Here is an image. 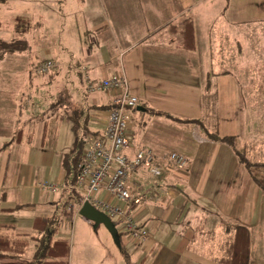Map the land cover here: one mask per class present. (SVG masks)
<instances>
[{"label": "crops", "instance_id": "0c3cea01", "mask_svg": "<svg viewBox=\"0 0 264 264\" xmlns=\"http://www.w3.org/2000/svg\"><path fill=\"white\" fill-rule=\"evenodd\" d=\"M70 4L68 24L77 36L61 48L59 69L50 74L51 82L56 88L70 90L65 95L76 108L83 112L94 108L90 109L89 127L99 136L110 108H97L112 107L114 94L87 93L81 70L85 68V75L94 83L123 72L128 93L138 100L134 110L126 111L130 147L125 154L131 157L136 149H150L158 157L161 170L158 178L138 170L129 179V212L149 237L140 243L131 242L120 232L119 220L114 219L117 244L107 233L117 249L116 263L218 264L215 258L227 230L242 226L250 234L248 264H264V194L252 183L230 146L207 140L197 125L147 110L200 120L208 129H213L215 121L222 136L235 137L238 147L248 148L253 161L264 162V88L258 71L263 67H254L258 72L254 75L245 71V66L252 70L264 60V0H75ZM30 6L24 7L27 10ZM188 22L193 28V49L184 48L180 34ZM3 67L0 129L7 111L15 116L24 110L26 120L32 117L26 127L32 132L34 128L35 135L40 127L36 143L32 132H26L28 128L22 129L21 137L17 132L9 139L27 149L36 145L37 157L42 156L52 139L47 136L45 146H41L42 128L47 129L51 122L38 119L37 105L33 111L19 107L10 91L19 82L30 87V74L17 64ZM65 119L68 121L67 116ZM171 151L187 157L185 169L170 168L162 161ZM5 155L3 151L0 157ZM7 163L1 160L0 223L13 224L16 232L28 233L35 217H55L59 212L74 225H93L78 214L74 218L63 215L68 190L61 165L46 180L62 185L64 190L50 194L40 190L39 184L44 182L32 178L33 171L25 177L21 172L6 176ZM102 196L103 192L99 194ZM135 199L138 202L134 203ZM153 223L160 225L157 230L152 229ZM164 224L167 226L161 231ZM100 227L93 225L94 230Z\"/></svg>", "mask_w": 264, "mask_h": 264}, {"label": "rangeland", "instance_id": "374dc122", "mask_svg": "<svg viewBox=\"0 0 264 264\" xmlns=\"http://www.w3.org/2000/svg\"><path fill=\"white\" fill-rule=\"evenodd\" d=\"M73 1L75 0H5L4 2L0 0V39L9 41L19 36L22 45L25 47V51L19 55H12L13 57L5 55V58H1L0 68H4L3 66L5 64H17L19 68L25 67V72L30 74L31 86L29 87V84H27V86L24 87L22 83L19 82V86H13L10 88V91L12 95L17 97L20 103L19 107L31 108L33 111V107L36 105L38 106V119L41 120L44 118V120L51 122V126L47 128V135H50L52 138L49 147L43 149L44 153L42 156L38 155L37 157L38 148L36 145L34 146L31 144L32 149H27L24 148L23 145L16 144V142L13 141L15 140L14 138L12 140L9 139L12 135L15 136L17 134L18 129L27 130L26 128L28 127L26 126L31 122L32 117L30 116L29 119L26 120L28 117H24V110L22 114L15 116L13 113H10L11 111H7L5 113L7 119L4 120L3 127L0 129V156L3 151L6 154L2 158L0 157V179L3 169V164L1 165L2 160V163L4 161L7 163L8 161L6 176H18L19 172H21V175L25 177L33 171L31 172L32 178L37 177V181L41 179L42 182H49V180H46V177L49 175L53 177L55 175L59 169L60 159L63 153L67 152L71 147L73 140V135L70 131L71 123L65 119L61 106L57 105L55 108L50 106V103L56 101L58 95V101L60 97L65 98V100L69 99L65 94L69 93L70 90L67 88L64 89V86L56 88L55 84L51 82L52 79L50 74L59 69L57 67V62L60 60L59 52L62 50L61 48H65L67 45L73 43L77 36L76 33L70 30V24H68L70 6H72L70 3ZM29 4H31V6L26 10L24 6H28ZM22 11H24L25 14ZM65 12L66 15H64ZM18 15L25 18L28 17L30 20L29 25L25 27L28 28L25 35L20 34L15 27L14 17ZM64 17L67 19V23L66 20L62 21ZM21 28L23 27L20 26L19 29ZM45 61L54 62V64H56V67H54L55 69L47 74L35 75L32 70H35L37 64ZM254 67H263L258 71L260 74L262 73L261 86L264 88V60L258 66H252V70L245 66V71H252V75H254L258 73ZM17 88L21 93H17V90H15ZM49 94L51 95L49 96ZM28 100H30V103H27ZM31 109L29 111H31ZM54 119H56V121L53 123ZM38 128L40 129L39 125ZM39 129L36 130V135L33 134L35 132L34 128L33 132L31 127L26 131L27 133L30 131L32 132L35 143ZM86 139L87 143L85 147H87L88 143L92 140V137L87 136ZM29 150L32 151L30 152ZM34 152H36V154ZM219 167L221 166L219 165ZM6 187L7 185L5 184V188ZM66 188L69 196L74 190L70 188V185L66 186ZM61 193L62 191L59 194ZM75 200L74 198L68 199V202H75ZM74 206L75 205H73V209L69 213L71 215H68L69 218L71 216L72 218L77 216L75 211L79 206H75V209ZM59 209L62 211L61 206H59ZM55 219H60L57 237L66 239L69 244L68 264H117L115 260L117 249L114 248V243H112V245L110 244L108 239L109 235L103 226L94 230L93 225L90 227L86 225L81 227L78 222L74 225V222L70 220L65 221L63 216H59V212L55 216ZM114 221L115 220L112 219V222ZM158 225L159 224L153 223L152 229L157 230L156 227ZM166 226V224L161 225V231L163 228H166ZM32 252L33 248H30L28 254L31 255Z\"/></svg>", "mask_w": 264, "mask_h": 264}, {"label": "trees", "instance_id": "16d2710c", "mask_svg": "<svg viewBox=\"0 0 264 264\" xmlns=\"http://www.w3.org/2000/svg\"><path fill=\"white\" fill-rule=\"evenodd\" d=\"M29 23L30 21L25 17L18 16L15 18V27L20 34H26L28 28L25 27ZM20 26L23 28L19 29ZM172 29L174 30L173 26ZM180 34L184 48L193 49V28L191 23H186ZM24 51L25 47L22 45L19 36L9 41L0 39V59L5 55ZM57 105L61 106L64 116H67L68 121L71 123L70 131L73 135L71 147L67 152L63 153L60 162L64 173V185L69 186L74 183L78 173L82 152L87 143L86 137L91 136L92 139L98 137L89 127L90 109L93 110L94 108H86L83 112L80 108H76L70 103V98L65 100L62 97H60L59 101L57 97L56 101L51 104L52 108ZM109 108L111 107L105 106L97 109L104 111ZM147 110L149 114L153 113L183 124L197 125L207 140L222 142L230 146L238 163L244 167L252 183L264 194V162L253 161L249 157L248 148L238 147L235 137L222 136L219 129H217V122H212L213 129H208V127L205 128L200 120L178 119L164 112ZM17 132L18 138L23 135L22 129H18ZM41 133V146L43 147L48 136L47 129L45 127L42 128ZM30 135L32 137L31 133ZM73 198L76 200L72 204L80 206L81 196L72 191L68 199ZM69 203L67 202V204ZM66 208L64 206L63 215H71ZM59 223L60 219L56 220L54 216H38L33 219L31 230L28 233L16 232L13 224L0 223V264H68L69 244L66 239L57 237ZM118 224L121 225L120 222ZM227 231V235L219 246L220 254L215 258V261L218 264H248L250 253L249 231L242 226L229 227ZM30 248H33L31 255L28 254Z\"/></svg>", "mask_w": 264, "mask_h": 264}, {"label": "built area", "instance_id": "2783aa9c", "mask_svg": "<svg viewBox=\"0 0 264 264\" xmlns=\"http://www.w3.org/2000/svg\"><path fill=\"white\" fill-rule=\"evenodd\" d=\"M54 67V62L45 61L37 64L32 71L42 75L49 73ZM81 73L85 77L88 93L110 91L113 92L114 99L112 107L107 110L102 133L92 139L82 152L79 170L70 188L81 196L80 206L88 202L110 219L119 220L120 232L132 242L140 243L148 237V233L137 225L129 212L128 204L132 200L129 179L138 170H146L154 178L160 177L158 157L150 149H136L131 157L125 154V150L130 147L127 139L130 122L126 111L135 108L138 100L128 93V82L123 72H117L111 78L95 83L85 75V68H82ZM162 161L176 170H183L188 164L187 157L177 151L169 152ZM39 188L50 194H59L64 190L60 184L47 182L40 183ZM101 192L103 197H99ZM134 202L138 200L135 199ZM66 209L71 212L72 202Z\"/></svg>", "mask_w": 264, "mask_h": 264}, {"label": "water", "instance_id": "95a60500", "mask_svg": "<svg viewBox=\"0 0 264 264\" xmlns=\"http://www.w3.org/2000/svg\"><path fill=\"white\" fill-rule=\"evenodd\" d=\"M77 214L86 221L93 223L94 227L100 225L103 226L107 230V232L112 236L114 242L117 244V231L114 228L112 221L107 215L97 210L88 202H84L79 207Z\"/></svg>", "mask_w": 264, "mask_h": 264}]
</instances>
